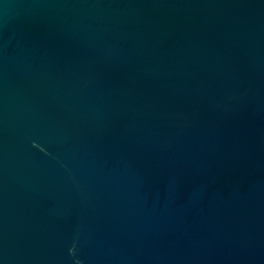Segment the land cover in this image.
<instances>
[{"label": "water", "instance_id": "water-1", "mask_svg": "<svg viewBox=\"0 0 264 264\" xmlns=\"http://www.w3.org/2000/svg\"><path fill=\"white\" fill-rule=\"evenodd\" d=\"M0 264H264V0H0Z\"/></svg>", "mask_w": 264, "mask_h": 264}]
</instances>
